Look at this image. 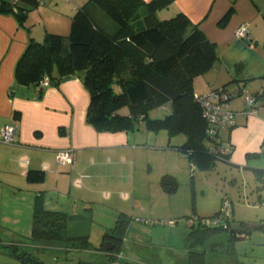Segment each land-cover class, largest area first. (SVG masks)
Wrapping results in <instances>:
<instances>
[{"label":"crops","instance_id":"crops-1","mask_svg":"<svg viewBox=\"0 0 264 264\" xmlns=\"http://www.w3.org/2000/svg\"><path fill=\"white\" fill-rule=\"evenodd\" d=\"M64 1L59 14L73 15L87 0ZM163 10L174 14L171 17L182 12L215 43L218 59L207 72L194 78V94L221 86L229 93L235 123L219 129V140L232 147L224 161L241 173L251 171L255 178L254 169L264 170V0H173L159 11ZM97 13L91 7L94 21L106 31L96 18ZM241 23L249 24L247 37L235 34ZM105 26L115 30L109 22ZM46 32L59 31L45 29L44 36ZM31 38L43 40L13 14L0 13V131L5 124L16 127L14 143H0V191H6L11 199H19L26 207L33 206L36 196H41L46 209L67 214V232L73 236L86 235L75 230L73 224L77 220L93 221L101 208L117 216H139L135 209L143 211V206L138 205L137 199L153 197L139 194L145 183L158 187L159 199H169L173 193L162 188L161 177L169 174L177 181L188 165L191 171L197 166H192L188 154L178 148L185 135L177 138L180 134L170 136L164 129H148L142 118L131 130H95L85 119L89 94L77 75H64L57 85H42L41 95L35 87L18 84L14 78L15 63ZM198 79L203 84L200 93ZM242 90L254 96L255 115L241 113L246 106L240 100ZM171 111L168 102L150 110L148 117L164 118ZM68 148L73 150L72 163H59L57 152ZM28 170L39 171L42 179L29 181ZM154 202L155 199L151 204ZM3 210L1 220L23 218ZM174 214L169 213V218ZM10 236L1 237L0 241L19 238L18 233ZM98 252L108 259V251ZM5 257L12 261L0 253V263L9 262L3 261Z\"/></svg>","mask_w":264,"mask_h":264},{"label":"trees","instance_id":"trees-1","mask_svg":"<svg viewBox=\"0 0 264 264\" xmlns=\"http://www.w3.org/2000/svg\"><path fill=\"white\" fill-rule=\"evenodd\" d=\"M172 1L87 0L71 16L67 36L46 32L42 41H28L15 63L16 82L37 88L41 95L40 82L45 76L50 84L57 85L64 75H77L89 94L85 119L95 130H131L142 118L148 129H164L170 136L185 135L178 148L188 154L193 165L210 168L217 159L226 160L232 147L221 153L219 145L224 144L218 134L213 138L207 133L208 123L193 89L194 78L207 72L218 59L216 45L182 12L158 18L157 12ZM38 4L39 0H0V13H13L23 23L27 11ZM91 7L109 17L116 31L110 33L100 27L92 17ZM226 16L227 13L223 19ZM168 102L170 114L160 119L148 117L150 110ZM125 106L127 114L120 112ZM213 146L215 149H211ZM254 173L256 180L264 184V170L254 169ZM26 174L29 181L42 179L39 171L28 170ZM160 184L167 192L177 188L176 179L169 174L161 177ZM219 214L220 209L209 217L192 215L198 220L187 233L186 264H206V244L221 232L228 234L229 242L240 237L237 234H249L250 231H233L231 216H222L216 224L200 222ZM128 219L120 213L105 233L99 249L108 251L109 256L101 264H130L113 256L122 251L119 242L128 230ZM67 226L66 213L46 209L42 197L36 196L29 233L0 241V253L12 258L0 264H44L31 255L27 243H61L66 247L90 244L87 235H69ZM105 241H109L108 247Z\"/></svg>","mask_w":264,"mask_h":264},{"label":"rangeland","instance_id":"rangeland-1","mask_svg":"<svg viewBox=\"0 0 264 264\" xmlns=\"http://www.w3.org/2000/svg\"><path fill=\"white\" fill-rule=\"evenodd\" d=\"M57 1L43 0L36 7L30 8L22 25L25 23L40 39H43L45 29H55L59 31L58 34L67 36L72 13L59 14L66 3L64 0ZM96 10L98 12L96 18L106 31L114 32L116 24L99 9ZM172 15L174 14L168 13L167 10L157 12L160 19ZM107 22L113 24L115 30L105 26ZM67 44L65 40V45ZM196 84L197 92L200 93L203 85L201 79H198ZM240 100L241 103L245 102L243 96ZM245 108L241 113H244ZM120 111L127 112L128 109L125 106ZM177 138L184 136L180 134ZM172 159L175 161L173 156ZM153 178L154 175L150 176V179ZM177 182L176 190L171 192L173 194L166 200L158 198V187L151 186L150 183H145L142 191H138L140 195L153 197L151 200L137 199L138 205L143 206V211L136 208L139 216L128 219V230L119 242L122 251L113 256L119 257L121 262L127 261L130 264H186L189 217L211 216L220 209L222 198L228 199L231 203V220L244 223L264 222V184L256 181L251 171L241 173L234 165L217 159L210 168L196 166L191 171L188 165ZM153 199L155 202L151 204ZM26 205L17 198L11 199L6 191H0V211L6 209L11 215L23 217L21 221L0 219V239L1 237L4 239L5 236L11 237L10 235L14 233L24 235L29 233L33 206L30 205L28 208ZM150 206L155 211H151ZM98 210L93 221L77 220L73 224L75 230L86 233L90 242L86 247L83 244L67 248L61 243H29L27 248L31 255L44 264L105 262L107 256L98 251L105 239V233L114 225L117 215L106 208ZM151 212H154L153 216L149 214ZM172 212L175 213V217L169 218L168 215ZM237 235L240 237L232 242H229L228 234L225 232L208 240L206 264H264V227L254 228L247 235ZM107 243L109 246V241H105L106 245ZM3 261L11 260L5 257ZM111 264H116V261H111Z\"/></svg>","mask_w":264,"mask_h":264},{"label":"built area","instance_id":"built-area-1","mask_svg":"<svg viewBox=\"0 0 264 264\" xmlns=\"http://www.w3.org/2000/svg\"><path fill=\"white\" fill-rule=\"evenodd\" d=\"M43 0H39L42 3ZM249 24L241 23L237 26L235 34L237 37H247L249 34ZM42 85L49 84V79L45 76L41 82ZM196 100L203 108V116L208 123L207 133L213 138L219 133V129L232 126L235 123V112L229 106V93L224 87L212 88L209 92L204 94H194ZM241 96L245 99L246 108L245 115H255L257 109L254 105V97L245 90H242ZM16 127L13 124H5L0 131V143L12 144L15 141ZM211 149H215L214 146ZM221 153L225 154L230 151L229 145H219ZM74 155L73 150L63 149L57 152V160L61 164H71ZM192 166L193 163L191 162ZM231 203L228 199L221 202L220 214L214 218H203L200 220L201 224L211 223L216 224L222 220V216H231ZM188 225L192 226L198 220L197 216L189 217ZM172 221H170L171 223Z\"/></svg>","mask_w":264,"mask_h":264},{"label":"water","instance_id":"water-1","mask_svg":"<svg viewBox=\"0 0 264 264\" xmlns=\"http://www.w3.org/2000/svg\"><path fill=\"white\" fill-rule=\"evenodd\" d=\"M264 227V222L262 223H244L239 221H232L230 223V228L235 232H245L251 231L254 228ZM108 247V243H107Z\"/></svg>","mask_w":264,"mask_h":264},{"label":"flooded vegetation","instance_id":"flooded-vegetation-1","mask_svg":"<svg viewBox=\"0 0 264 264\" xmlns=\"http://www.w3.org/2000/svg\"><path fill=\"white\" fill-rule=\"evenodd\" d=\"M190 227V226H189Z\"/></svg>","mask_w":264,"mask_h":264}]
</instances>
